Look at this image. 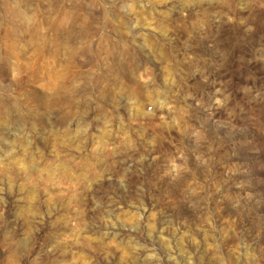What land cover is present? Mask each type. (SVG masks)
<instances>
[{"label": "rangeland", "instance_id": "374dc122", "mask_svg": "<svg viewBox=\"0 0 264 264\" xmlns=\"http://www.w3.org/2000/svg\"><path fill=\"white\" fill-rule=\"evenodd\" d=\"M0 264H264V0H0Z\"/></svg>", "mask_w": 264, "mask_h": 264}]
</instances>
